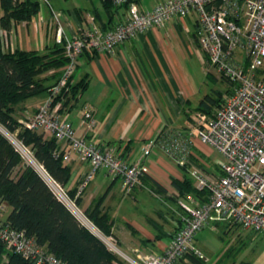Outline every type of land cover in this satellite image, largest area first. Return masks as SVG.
<instances>
[{"label": "built area", "instance_id": "built-area-1", "mask_svg": "<svg viewBox=\"0 0 264 264\" xmlns=\"http://www.w3.org/2000/svg\"><path fill=\"white\" fill-rule=\"evenodd\" d=\"M41 1L48 6L56 42L64 48L68 61L60 70V78L51 88L48 99L22 127L42 135L43 139H55L60 147L56 156H61L63 163L70 161V152H73L90 166L76 196L99 170L120 179L123 189L128 191L141 186L145 173L140 163H129L114 145H96L78 138L71 124L60 118L64 102L61 94L67 93L77 60L86 51L110 55L120 44L142 33L161 31L170 21L193 18L199 50L217 75L230 84L224 103L212 116L199 115L195 131L201 144L222 156L218 172L210 177L197 168L189 171L195 190L202 193L200 197L181 196L175 189L171 191L181 209L180 224L161 254L140 255L135 251L136 258L122 254L123 260L128 264H179L188 255L201 258L194 246L195 237L214 224L234 225L264 237V0H165L146 12L138 7L141 0H110L117 8L112 25L103 32L91 17L86 20L87 29H78L71 39L63 37L59 17L48 1ZM28 24L23 22L24 26ZM83 119L93 125L89 112L83 114ZM179 134L167 152L179 156L177 160L183 164L188 154L187 137ZM14 143L33 157L20 142ZM145 148L147 154L151 145ZM31 167L110 253L115 256L121 253L115 239L95 228L42 167L47 179ZM0 241L7 252L32 264H64L36 245L25 231L12 229L2 206Z\"/></svg>", "mask_w": 264, "mask_h": 264}, {"label": "crops", "instance_id": "crops-1", "mask_svg": "<svg viewBox=\"0 0 264 264\" xmlns=\"http://www.w3.org/2000/svg\"><path fill=\"white\" fill-rule=\"evenodd\" d=\"M192 22L191 18L170 21L161 31L149 30L120 44L110 55L84 53L77 60V75L74 80L77 82L87 77L88 86L73 102L74 106L64 109L61 113L62 119L71 124L78 138L96 145H114L129 163H140L146 174L143 180L145 186L162 203V209L148 213L139 223L131 222L125 217L121 220L111 218L108 215V207L102 204L103 213H106L112 223L111 237L125 254L133 258L137 255L135 251L140 255L161 254L169 244L173 233L179 227L181 213L179 208L174 206L176 203L174 197L170 195L174 190L171 183L173 180L182 181L184 177L189 178V175L178 167L176 161L155 142L157 135L164 131L190 137L194 162L188 168L197 164L195 167L207 176L216 175L215 169H211L204 161L202 152L194 148V145L202 146L195 135L198 117L204 115L198 107L212 90L210 93L203 92L196 82L189 79L180 64L182 50L177 41V33L182 28L186 30ZM30 24L36 34L39 26L34 28L32 22L27 26H24L23 22L16 25L12 22L8 31L0 30L2 51L12 53L20 49L15 37H12L18 25H22L26 30V42L30 44L27 32ZM45 48L41 53L46 52ZM41 95L46 97L37 104H25L34 99L32 98L16 106L13 116L21 127L22 123L48 99L49 94ZM77 105L81 106L79 112L74 111ZM85 112L92 115L93 125L90 126L84 121ZM148 144L151 148L145 154V147ZM63 148L66 149L65 146ZM64 164L70 169V179L65 186L66 189L78 190L84 177L89 174L90 166L81 162L73 152H70V161ZM105 174L113 179L109 188L117 187L119 195L125 198L121 180L107 172ZM90 182L79 196L78 206L84 212L88 210L94 199L102 195L106 197L108 194V190L103 193L98 191L91 195L87 194L86 188ZM161 188L165 191L160 192ZM137 194L134 193V196ZM132 198L136 199V197ZM0 206L4 208V217L7 219L11 208L1 200ZM162 210H166V214L163 215ZM205 229L215 230L220 239L232 236V241L229 242L231 245L228 244L229 248L226 251L221 250L222 252L214 258L206 256L202 246L199 245L202 233H198L194 246L202 259L195 256L187 257L179 264H235L231 260L224 261L233 245L239 241L242 243V239L246 242L252 240L253 232L230 224H214Z\"/></svg>", "mask_w": 264, "mask_h": 264}, {"label": "trees", "instance_id": "trees-1", "mask_svg": "<svg viewBox=\"0 0 264 264\" xmlns=\"http://www.w3.org/2000/svg\"><path fill=\"white\" fill-rule=\"evenodd\" d=\"M101 1L107 21L99 19V22L95 20V23L104 32L112 25L117 8L113 7L110 0ZM39 6V1L0 0L2 10L0 30L8 31L12 22H27V19L38 14ZM67 61L61 45L47 48L45 53L20 49L5 53L2 51L0 38V127L9 134L17 133V140L23 147L30 148L34 161L63 189L70 179V169L63 163L61 156H56L59 145L55 139H43L42 135L21 127L13 114L19 104L41 94H49L61 73L53 85H45L42 80L36 78L43 73L52 74L57 70L60 71ZM225 82L230 87V84ZM87 86V77L72 84L70 82L67 93L61 94L64 100L66 99L63 106L66 107L70 100L74 102ZM229 93L230 89L226 90L225 95L219 91L211 92L201 101L198 110L212 116ZM73 106L74 104L70 108ZM179 135V133L162 131L157 135L155 142L167 151L172 141ZM178 140L183 142L182 139ZM61 151L64 152L63 149ZM175 157L178 158L177 155ZM192 162L186 165L184 171ZM23 164L19 152L0 133V200L11 208L6 222L12 229L25 231L36 245L64 264H125L110 253L105 245L79 222L33 167L28 165L24 168ZM171 184L181 196L192 194L200 197L202 194L195 190L193 181L187 177L182 181L173 180ZM76 192L70 190L66 195L69 194L68 197L78 206L80 195L76 196ZM104 198L105 195H102L93 201L90 211L86 210L84 215L103 235L111 236L112 223L102 210ZM187 257L192 255L185 258ZM0 264L32 263L21 256L7 252L0 241Z\"/></svg>", "mask_w": 264, "mask_h": 264}, {"label": "rangeland", "instance_id": "rangeland-1", "mask_svg": "<svg viewBox=\"0 0 264 264\" xmlns=\"http://www.w3.org/2000/svg\"><path fill=\"white\" fill-rule=\"evenodd\" d=\"M30 1H36V2L39 1L40 6H39L38 14L34 17L27 19V22L35 23L39 27L37 33L34 34L33 27L30 24L29 29L27 30L30 38V44H27L26 42V32H25L26 30L23 29L22 25H18L16 27L15 34L12 35V37H15V40L17 41L19 48L20 49L28 48L29 50L31 48V50H36L37 52L41 53L44 47H46L45 48L46 50L47 48L49 49L60 45L57 44L56 42L55 28L51 22L50 13L47 4L42 3L41 0H30ZM47 1L49 6L58 15L60 24L64 31L63 37L66 39H71L72 33L75 34V32L78 29H87L88 23L86 20H89V18L91 17L93 18L94 22L95 20L99 22V19L104 22L107 21L106 11L103 7L101 0H47ZM163 1L165 0H141L138 2V7L142 12L143 11L146 12L152 10L157 4ZM1 15H2V10L0 8V16ZM191 19L193 21V18ZM193 22L190 25H188V28L186 30L182 28L181 31L177 33V37H178L177 41L180 44L182 50V55H180L181 67L184 68V71L187 73L189 79L196 82L197 86L199 85L202 88L203 92L206 91V93L208 92L210 93V91L212 90V92L219 91L222 95H225V92L226 90L229 89V86L225 81H223L217 75L216 71L207 64L205 57L199 50L195 40L196 28ZM16 24H20V23L19 22L13 23V25ZM76 68L77 67H75L74 73L71 77V84L75 83L74 78L77 75ZM59 73H60L59 70H57L55 73L52 74H49L48 72L43 73L39 75L36 79L42 80L45 85H53L57 80ZM44 97H46V95H39L38 97L25 102V104L26 105L37 104L39 101H42ZM65 101L66 99L64 100L63 104L65 103ZM71 105H73L72 100L69 101L66 107L62 106V109L60 111L61 120L67 121L64 118L62 119L61 113L64 109H68L69 107H71ZM80 107L81 106L77 105L74 111L79 112ZM0 133L19 152L22 162L27 163L30 166H33L28 160V157L26 156L27 154H25L14 143V141L15 142L18 141L17 133L9 134L7 132L9 138L6 136V134L3 131L0 130ZM201 145L204 147L194 145V148L197 151L202 152L204 161L208 163V166L211 169L214 168L217 173L218 165L223 162L222 156L214 149L205 146L203 144ZM192 146L193 144L191 138L187 137L188 154L185 157L183 164H180V162L177 160L175 155L170 154L165 150L164 151L168 155H170L176 161L178 167L184 171L186 165L190 164V162L194 160L193 155L191 153L193 148ZM27 150L30 152V154L32 153L30 151V148H27ZM195 166H197V164L194 165L193 167H189L185 169L184 172L189 175V171L192 168L193 169L198 168ZM105 175L106 174L104 170L94 174L92 178L89 180L91 182L89 185H87L86 193L91 195L94 192L96 193L99 191L103 193L104 191L108 190V194L106 195L103 201V205L105 207H108V215L111 218L121 220V218L125 217L127 218V220L131 222L139 223L141 222V220L145 215H148V213L152 212L153 210H157L159 208L162 209V205H161L162 203L148 191L147 187L145 186V181L143 182L146 175L145 173H143L141 177V186L134 187L130 191H128L127 189H123V193L126 196L125 198L119 195V191L117 187L112 186L109 188L113 179ZM188 177L190 179V176ZM64 191L68 193L69 190H67L65 187ZM76 191L78 192L80 190L78 189ZM159 191L164 192L165 190L161 188L159 189ZM134 193L135 194L138 193L137 196H134ZM132 197H136V199ZM95 200L96 199H94V201ZM92 205L93 203L88 208L89 211ZM174 206L179 208L177 203H175ZM78 208L84 214V211H82V209L79 206ZM179 210L181 211L180 208ZM165 211L162 210L161 213L164 215ZM200 233H202V235L199 239L200 242L199 245L202 246V249L205 251V255L210 256L211 258H214V256H216L219 252H222L221 250L226 251L227 248H229V246L231 245V243L229 242L232 241V236H228V238L220 239L218 233L215 230H210V229H205V230L203 229L202 231L199 232V234ZM251 239L252 240H249L247 242L242 239V243L239 241L238 243L233 245L232 250L225 257L224 261L231 260V262L234 261L235 264H241V263L264 264V237L258 233L253 232ZM117 247L121 253L117 254L116 257L125 264H128L126 261L123 260L122 254L130 258H133V256L125 254L118 245ZM3 261L5 262L4 259Z\"/></svg>", "mask_w": 264, "mask_h": 264}, {"label": "bare ground", "instance_id": "bare-ground-1", "mask_svg": "<svg viewBox=\"0 0 264 264\" xmlns=\"http://www.w3.org/2000/svg\"><path fill=\"white\" fill-rule=\"evenodd\" d=\"M0 130L3 131L6 134V136L8 137L7 132L3 128L0 127ZM22 151L25 154H27L26 156L28 157V160L30 161V163L43 175V177H45V179H47V177L45 176V173L43 172L41 167L35 161H33V159L28 155V153L26 151H24V150H22Z\"/></svg>", "mask_w": 264, "mask_h": 264}, {"label": "water", "instance_id": "water-1", "mask_svg": "<svg viewBox=\"0 0 264 264\" xmlns=\"http://www.w3.org/2000/svg\"><path fill=\"white\" fill-rule=\"evenodd\" d=\"M23 166H24V168H25V167H27V166H28V164H27V163H24V164H23Z\"/></svg>", "mask_w": 264, "mask_h": 264}]
</instances>
